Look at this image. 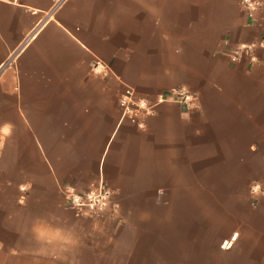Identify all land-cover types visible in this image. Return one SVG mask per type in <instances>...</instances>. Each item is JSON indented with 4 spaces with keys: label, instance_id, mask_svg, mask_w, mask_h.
Segmentation results:
<instances>
[{
    "label": "crops",
    "instance_id": "1",
    "mask_svg": "<svg viewBox=\"0 0 264 264\" xmlns=\"http://www.w3.org/2000/svg\"><path fill=\"white\" fill-rule=\"evenodd\" d=\"M253 1L254 12L241 0H0V264H106L84 238L100 220L68 209L65 188L111 192L107 219L130 235L112 247L131 251L122 264L139 250L174 264L169 235L153 245L160 231L137 220L187 201L203 171L223 195L236 176L264 189V49L229 55L264 38ZM180 87L192 109L160 105L142 128L123 118L126 88L153 100ZM256 218L242 264H264V205Z\"/></svg>",
    "mask_w": 264,
    "mask_h": 264
},
{
    "label": "rangeland",
    "instance_id": "2",
    "mask_svg": "<svg viewBox=\"0 0 264 264\" xmlns=\"http://www.w3.org/2000/svg\"><path fill=\"white\" fill-rule=\"evenodd\" d=\"M205 175L207 172L203 171V177L196 179L198 185L187 186V201L157 202L154 210L155 217L138 219V225H146L150 221L149 225H154L155 232L160 231L159 234L149 235L151 238L149 242L153 245H158L159 241L169 235L172 246L170 260L174 264H179L180 259L181 261L185 259L184 264H242L244 243L257 241L255 235L250 232V226L257 225L256 211L259 206L264 205V202L258 200V194L264 189L258 185L259 189L253 191L257 183L248 186L243 183L246 180L236 176L234 187H229V190L233 188V191L229 195H223L222 193L226 192L220 191L221 187L214 184L217 180ZM222 198H228V200H222ZM165 209L169 212L164 211ZM111 214H114L111 203L105 213L85 214L84 216L99 219L101 223L98 229L84 238L89 244L96 243L104 247L101 253L107 255L106 264H122L121 255L131 251L112 249V247L115 245L117 247L125 239H130V235L120 231L115 232L114 222L107 219ZM167 214H169L168 218ZM127 222L129 225L132 224L130 220ZM120 224L124 225L123 222ZM85 226L91 228L93 225L90 223ZM147 236L145 233L140 234L139 243L146 245ZM226 244L229 246L225 247ZM228 248L232 249L231 255L225 252ZM38 251L52 252L46 247L39 248ZM157 252L155 251L152 256L157 257L153 261L162 263L165 252L159 251V255ZM132 253L136 257L133 262L150 264L151 261L146 258V250L132 251Z\"/></svg>",
    "mask_w": 264,
    "mask_h": 264
},
{
    "label": "built area",
    "instance_id": "3",
    "mask_svg": "<svg viewBox=\"0 0 264 264\" xmlns=\"http://www.w3.org/2000/svg\"><path fill=\"white\" fill-rule=\"evenodd\" d=\"M242 6L248 12H254L259 3L253 0H241ZM255 47L264 49V38L256 44L242 45L229 55L232 60H237L243 54H249ZM7 65H10L8 62ZM92 71L96 75H102L106 72L105 66L96 61L92 66ZM196 102V95L185 87L175 89L168 94H160L153 100L138 97L135 92L126 88L124 94L119 99V106L122 110V116L138 128L143 127V120L152 116L156 109L163 104H178L190 110ZM259 189L255 186L253 191ZM111 192L103 185L85 193H77L71 188L64 189V200L68 209L76 214L100 215L105 213L110 206Z\"/></svg>",
    "mask_w": 264,
    "mask_h": 264
},
{
    "label": "snow or ice",
    "instance_id": "4",
    "mask_svg": "<svg viewBox=\"0 0 264 264\" xmlns=\"http://www.w3.org/2000/svg\"><path fill=\"white\" fill-rule=\"evenodd\" d=\"M234 239H235V237H234ZM228 246H229V245H227V244L225 245V247H228Z\"/></svg>",
    "mask_w": 264,
    "mask_h": 264
}]
</instances>
